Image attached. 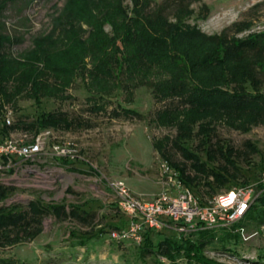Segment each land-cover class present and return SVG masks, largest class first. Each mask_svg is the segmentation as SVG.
<instances>
[{"label":"rangeland","instance_id":"obj_1","mask_svg":"<svg viewBox=\"0 0 264 264\" xmlns=\"http://www.w3.org/2000/svg\"><path fill=\"white\" fill-rule=\"evenodd\" d=\"M114 2L15 0L8 3L0 17V32L9 38L4 51L18 60L37 53L53 54L57 58L68 56L67 60H73L72 54L60 52L64 42H69L68 46L77 45L80 40H88L93 30L111 35V24L103 19V11H110ZM122 3L129 15L131 3L129 0ZM142 5V11L159 12L167 23H173L180 14L174 0H145ZM182 8L185 11L182 22L195 26L205 35L223 34L227 39H241L260 33L264 38V0H198L191 2L186 10ZM67 31L77 34L75 42L62 38ZM46 39L48 42L43 46L41 42ZM258 56L249 54L247 61L256 73L255 86L264 93V48ZM88 59L86 55L85 62ZM35 65L37 69L43 68L39 62ZM200 74L204 79L199 82L205 84L204 80L212 78V68L203 69ZM247 77H233L228 85L243 86ZM88 81V77L84 80L77 76L60 97H44L39 104L22 91L0 93V126L3 115L9 114L10 119L3 130L5 135L0 132V138L29 140L42 129L12 127V124L57 111L65 113L71 125L43 129L53 134L50 141L67 143L74 149L70 160L57 158L45 149V153L31 161L3 164L0 206L24 213L0 234V264H170L164 257L143 250V240L114 241L109 236L110 230L126 225V217L115 206L109 182L118 179L134 195L150 198L169 189L162 162L182 167L185 176H195L193 187L201 199L223 191L230 182L253 185L256 197L264 193V186H259L264 179V113L237 116L223 113L213 121L208 138L198 133L182 141L176 136L177 123L187 122V117L165 118L158 123L153 119L157 109L178 104L176 99L158 101L152 88L145 84L128 91L111 89L106 99L101 100L103 109L97 110L96 103L101 101L95 100L94 104L89 96L98 89ZM7 84L11 87L14 82ZM116 106L130 108L138 116L115 117L112 110ZM205 122L200 120L199 124ZM197 126L198 122L193 124L192 133ZM174 140L219 172L224 173L225 168L228 182L217 185L211 176L196 173L189 166L194 159L183 158L174 147ZM225 149L227 155L230 153L228 161L220 154ZM255 204L252 216L239 222L241 231L235 230L238 227L216 231L214 239L203 248V254L217 264H264V203ZM37 205L43 211L37 212ZM49 206H61V210L52 213ZM71 207H77L81 218L72 215ZM226 231L229 235H225ZM168 234L174 235L167 230L150 231L149 239L156 244ZM175 261L184 264L180 257Z\"/></svg>","mask_w":264,"mask_h":264},{"label":"trees","instance_id":"obj_2","mask_svg":"<svg viewBox=\"0 0 264 264\" xmlns=\"http://www.w3.org/2000/svg\"><path fill=\"white\" fill-rule=\"evenodd\" d=\"M13 1L15 0H0V17L7 4ZM123 1L115 0L110 11L105 9L103 11V19L111 24V35L108 36L101 30H93L89 33L88 40H80L77 45L68 46L70 43L64 42L65 51L63 49L60 52L72 54L73 60L70 61L67 60L68 56L64 59L57 58L53 54L40 56L39 53L26 55L25 59L22 56V59L18 60L4 51V44L9 38L0 32V93L17 94L22 91V94L39 104L40 99L44 97H60L70 83L80 76L84 80L88 77V84L98 89L89 96L95 104V100L104 101L114 89L128 91L146 84L152 88L156 100L176 99L178 102L176 105L157 109L153 115L157 123L165 118L175 119L178 116L188 118L187 122L177 123L176 136L180 140L190 139L192 134L198 133L208 138L213 130V121L223 113L231 116L264 113V93L255 86L256 82L258 83L254 76L256 73L247 61L249 54L259 57L264 48V38L260 33L249 34L241 39H227L223 34L205 35L195 26L182 22L185 13L182 6L186 10L191 2L198 0H174L178 4L177 11L180 14L175 16L176 20L173 23H167L159 12L142 11V3L145 0H129L131 12L127 15V7L122 6ZM76 35L67 31L62 38L66 41L72 39V42H75ZM46 42L47 39L41 43ZM86 55L89 57L87 62L84 60ZM38 62L42 64V69H37L38 65L35 64ZM207 68H212V78L204 80L205 84H201L199 81L204 78L200 71ZM236 76L249 77L246 78L243 86H229L228 84ZM9 81L14 82L11 87L7 84ZM102 101L94 106L97 110L103 109ZM112 115L125 118L138 116L136 111L121 106H116L112 110ZM200 120L206 122L199 124ZM1 122L0 132L3 134L6 125L2 118ZM197 122V130L192 133V126ZM69 125L71 120L65 113L48 111L31 121L17 120L12 127L38 130L50 126L68 127ZM174 147L179 150L183 158L194 159L189 166L196 173L206 177L211 176L217 185L228 182V177L224 174L227 172L225 168L222 170L224 173H221L206 162L200 161L181 142L174 140ZM220 154L228 161L230 153L227 155L226 149ZM161 155H164L163 152ZM166 162L176 171L177 179L201 200L193 187L196 184L195 176H185L182 167ZM231 183L234 184L230 182L224 190L241 185L238 183L231 185ZM259 186L263 185L259 184ZM2 198L3 196L0 195V199ZM257 202L264 203V193L253 200L242 219L252 216ZM49 208L52 213L57 214L61 210V206H49ZM36 210L43 211L38 205ZM70 212L75 218H81L77 207H71ZM22 213L24 212L20 210L0 206V234H4L5 226L14 224L22 218ZM240 221L234 223L231 228L238 227ZM218 230L226 229L203 228L178 239L168 234L156 244H152L149 239L151 230H147L143 233L142 249L164 257L170 264H177L176 257L183 259L184 264H217L203 254V248L214 239ZM192 234L196 236L194 239L190 237ZM225 235H229V232L226 231Z\"/></svg>","mask_w":264,"mask_h":264},{"label":"built area","instance_id":"obj_3","mask_svg":"<svg viewBox=\"0 0 264 264\" xmlns=\"http://www.w3.org/2000/svg\"><path fill=\"white\" fill-rule=\"evenodd\" d=\"M8 115L2 116L6 125L10 124ZM51 139L53 134L49 129L39 130L29 140L26 137L16 141L0 138V170L3 164L9 166L11 162L31 161L45 153V149L57 158L73 159L74 149L69 144ZM161 167L169 189L150 198L134 195L118 179L109 182L115 206L126 217L124 227L109 231L112 240L131 239L139 243L147 230H167L178 239L203 228L231 229L243 218L256 197L253 185L241 184L199 200L177 179L176 171L167 162H162ZM262 182L264 186V179ZM235 230L241 231L242 228Z\"/></svg>","mask_w":264,"mask_h":264}]
</instances>
